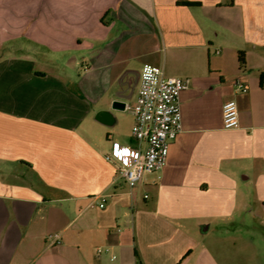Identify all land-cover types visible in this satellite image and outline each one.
I'll use <instances>...</instances> for the list:
<instances>
[{
	"label": "crops",
	"instance_id": "1",
	"mask_svg": "<svg viewBox=\"0 0 264 264\" xmlns=\"http://www.w3.org/2000/svg\"><path fill=\"white\" fill-rule=\"evenodd\" d=\"M145 64L191 87L165 167L130 193L105 156L134 146ZM256 219L264 0H0V264H240Z\"/></svg>",
	"mask_w": 264,
	"mask_h": 264
},
{
	"label": "built area",
	"instance_id": "2",
	"mask_svg": "<svg viewBox=\"0 0 264 264\" xmlns=\"http://www.w3.org/2000/svg\"><path fill=\"white\" fill-rule=\"evenodd\" d=\"M237 93H247L248 86L241 80L235 81ZM188 77L168 76L162 67L145 64L141 72V85L136 105L126 106L135 115L132 128L134 146L118 145L106 160L117 168V179L122 180L131 191L147 173L161 171L167 162L169 145L183 133L181 94L189 90ZM240 125L239 109L235 99L223 105V126L235 129ZM104 207L106 198L100 200ZM59 234L49 235L52 243L58 242Z\"/></svg>",
	"mask_w": 264,
	"mask_h": 264
},
{
	"label": "rangeland",
	"instance_id": "3",
	"mask_svg": "<svg viewBox=\"0 0 264 264\" xmlns=\"http://www.w3.org/2000/svg\"><path fill=\"white\" fill-rule=\"evenodd\" d=\"M251 222L253 223L252 226L256 233H260V232L264 233V225H262L260 219L253 220ZM262 238L263 237H260L259 235H257L255 237V245L250 246L249 248H242V247L239 248L240 249L239 251L240 264L248 263L247 258H246L248 254H250V256L255 258V261H252L253 262L252 264H264V244L262 243V240L259 241V239H262Z\"/></svg>",
	"mask_w": 264,
	"mask_h": 264
},
{
	"label": "trees",
	"instance_id": "4",
	"mask_svg": "<svg viewBox=\"0 0 264 264\" xmlns=\"http://www.w3.org/2000/svg\"><path fill=\"white\" fill-rule=\"evenodd\" d=\"M239 63L241 65V67H244L246 64L245 55L243 52L239 53ZM137 257H138V255H137Z\"/></svg>",
	"mask_w": 264,
	"mask_h": 264
}]
</instances>
